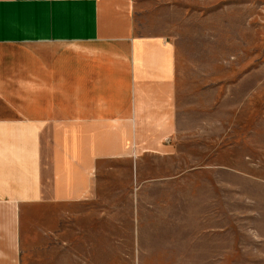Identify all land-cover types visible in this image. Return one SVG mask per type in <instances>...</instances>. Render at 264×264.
I'll use <instances>...</instances> for the list:
<instances>
[{
  "label": "crops",
  "instance_id": "0c3cea01",
  "mask_svg": "<svg viewBox=\"0 0 264 264\" xmlns=\"http://www.w3.org/2000/svg\"><path fill=\"white\" fill-rule=\"evenodd\" d=\"M141 11L0 0V264H112L114 178L176 155V46Z\"/></svg>",
  "mask_w": 264,
  "mask_h": 264
},
{
  "label": "rangeland",
  "instance_id": "374dc122",
  "mask_svg": "<svg viewBox=\"0 0 264 264\" xmlns=\"http://www.w3.org/2000/svg\"><path fill=\"white\" fill-rule=\"evenodd\" d=\"M137 2L175 42L177 153L114 178L112 264H264V0Z\"/></svg>",
  "mask_w": 264,
  "mask_h": 264
}]
</instances>
